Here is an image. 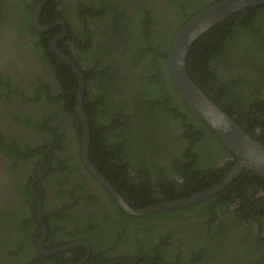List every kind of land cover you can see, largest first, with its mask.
Segmentation results:
<instances>
[{"label":"trees","instance_id":"16d2710c","mask_svg":"<svg viewBox=\"0 0 264 264\" xmlns=\"http://www.w3.org/2000/svg\"><path fill=\"white\" fill-rule=\"evenodd\" d=\"M4 1L0 0V23L5 16ZM41 1L31 0L24 13L27 24H32V33L43 37L34 25ZM222 1L225 0H184V3L171 0L166 12L169 15L172 10L176 11L175 22H165L156 30L157 19L152 9L143 6L135 16L128 17L111 0H101V12L97 16L103 27L98 36L101 40L110 36L120 45L119 60L110 61L101 46L90 48L89 39L86 42L83 36L78 37L81 49L92 53L86 59L74 58L86 79L84 107L92 132L91 160L136 209L179 201L209 190L223 181L237 162L234 154L182 99L168 60L180 29L197 13ZM189 8L194 11L190 13ZM57 17L63 16L50 2L43 9L41 20L46 24ZM50 34L38 44L37 51L47 50L43 58L53 68L58 90L50 93V86L42 83L43 90L37 91L34 100L45 101L56 109L50 117L38 122V127L54 138L57 150H62L65 136L61 134V125L56 123L60 116L58 110L65 115L66 123L72 125L79 121L75 112L79 83L73 70L50 52ZM187 69L209 99L264 145V6L238 12L203 34L188 53ZM77 130L82 142L83 130ZM59 159L63 165L52 164L47 179L57 171L61 175L70 171L71 166ZM47 160L48 153L42 155L34 178L41 175L40 170H46ZM68 180L64 176L59 179V187ZM40 184L35 190H39ZM82 187L68 190L73 200L71 208L79 204L80 197L76 193ZM111 202L121 222L131 228L141 224L183 222L194 216L195 222L200 221L207 228L204 236L195 231V247L188 251L174 253L168 247L172 237L161 234L160 239L150 245L140 243L137 250L154 262L143 258L134 264H264V178L253 171L244 170L223 191L177 210L132 216L112 198ZM38 206L37 202L33 203L35 214ZM65 216L67 214L61 215ZM34 217L31 223L38 226L37 245L42 227L37 214ZM46 223L50 237L55 238L60 231L67 234L65 241H54L63 242L61 246L76 242V235H82L79 239L85 238L80 231L75 235L60 225L53 227L49 220ZM89 243L93 250L91 264H113L111 257L99 260L102 254ZM58 246L49 243L48 247ZM85 253L81 247L74 248L52 256L51 260L56 264H77ZM68 254H72V258L65 260ZM136 259L139 256L133 260Z\"/></svg>","mask_w":264,"mask_h":264},{"label":"flooded vegetation","instance_id":"af4514ba","mask_svg":"<svg viewBox=\"0 0 264 264\" xmlns=\"http://www.w3.org/2000/svg\"><path fill=\"white\" fill-rule=\"evenodd\" d=\"M24 1L5 0L2 3L5 16L0 23V76L3 79L0 81L3 82L0 83V146L3 147L0 149V264H56L52 263V256L81 247L86 250V253L78 261L77 264H79L88 254L86 246L76 245L79 243L90 246L91 253L84 264H91L93 250L89 242L93 243L96 250L102 254L98 257L101 261L111 257L113 264H134L144 258L153 263V259L140 254L137 246L140 243L150 245L159 240L161 235L172 237L167 241L171 243L168 247L174 253H179L180 250L188 251L195 247V231L201 232V236L207 234V232L205 233L207 228L201 224L202 222H195V216L183 222L169 221L161 224L156 223L154 226L141 224L134 228H131L126 222H121V217L117 215L116 208L111 202V198L113 200L114 198L89 171L83 159L84 126L76 110L77 103L75 112L80 119L76 124L66 123L65 115L60 109L58 110L60 116L56 123L61 125V134L65 136L62 141L64 146L62 150H57V144L49 133L39 130L38 122L44 121L46 116L50 117V113L56 109L45 101L34 100L38 95L37 91L43 90L40 88L42 83L50 86V93L58 90L53 68L43 58L47 50L37 51L38 44L42 42L46 34L51 33L48 44L50 52L60 60L62 59L54 52L52 43L62 35L63 38L57 42V48L74 62V58L85 57L84 59H86L88 55L92 54L84 52L81 49V44H78L80 42L78 37L82 36L84 40L89 39L90 48L96 49V46H101L110 61L121 58L118 53L120 45L113 42L112 37L106 36L103 38L104 40H101L102 37L98 36L100 28L103 27L97 16L101 12V0H50L47 4L53 2V8H56L63 17L51 19L49 23L43 24L42 10L39 16L40 26L47 27L55 24L53 28L46 31L41 30L36 22L38 7L34 25L39 32L44 34L43 37H40L39 33H32L31 22L27 24L24 11L31 0ZM170 1L111 0L113 5L118 6L128 17L135 16L143 6L148 10L152 9L157 19L156 30H160L165 22L170 21L171 24L175 22L176 11L172 10L169 15L166 12L169 11L167 9ZM179 1L184 3V0ZM193 11V8H189L190 13ZM108 22L106 24H109ZM75 64L81 71L79 65L76 62ZM82 65L85 66L86 63L84 62ZM34 122L36 124L33 125ZM77 128L83 130L82 142L79 141ZM46 153H48V166L44 172L40 170V176L34 178L36 167L39 165L42 155L44 156ZM55 157L57 158L53 163ZM57 159L64 161V165L69 164L71 169L62 175L57 171L47 179L52 164L56 167L63 165ZM160 163L163 164V162ZM63 176L68 177L69 180L63 187H59V179H62ZM38 183H41L39 190H35ZM80 185L83 186V189L79 190L78 194L76 193L80 197L79 204L73 205L71 208L73 200L67 192ZM28 194L31 196L29 197ZM41 201L43 202L42 215L48 229L42 247L40 243L45 234V228L39 219ZM34 202L39 205L36 214L42 227V236L37 245H35V239L38 234L36 231L38 226L35 227L31 223V219H35L36 215L35 209L32 207ZM115 203L118 205L116 201ZM63 214H67V216L61 217ZM46 220H49L53 227L60 225L71 234L76 235L80 231L86 240L79 239L82 235L81 237L76 235V242L61 246L63 242L54 241H65L68 238L67 234L60 231L55 238L50 237V229ZM25 227L27 230H24ZM151 230L156 232L152 234ZM49 243L59 246L49 249ZM72 245L76 246L52 253ZM136 256H139V259L133 260ZM69 257L72 258V254L66 255L65 260Z\"/></svg>","mask_w":264,"mask_h":264},{"label":"water","instance_id":"95a60500","mask_svg":"<svg viewBox=\"0 0 264 264\" xmlns=\"http://www.w3.org/2000/svg\"><path fill=\"white\" fill-rule=\"evenodd\" d=\"M49 1L50 0H43L36 14V22L39 28L43 31L50 30L55 26V24H52L47 27H42L39 24L40 13ZM260 6H264V0H225L216 3L194 15L176 35L171 46L168 58L170 72L174 84L186 104L204 121L207 127L211 129L218 136L221 142L234 154L237 162L230 173L226 176V178L211 189L199 194H193L186 199L161 203L143 209H136L130 206L123 199L118 190L105 178L103 174H101V172L91 162V126L83 105L85 78L75 62L70 57L66 56L58 50L57 42L63 38V35L57 38L52 43L54 52L72 68L79 81V93L76 110L79 113L84 126L83 159L85 161V164L89 171L110 192L114 200L126 213L132 216H146L158 212L190 207L201 201L209 199L215 194L226 189L239 177V175L244 170L253 171L264 178V145L254 139L251 135H249L235 120H233L211 99H209L207 95L199 88V86L192 80L187 69L188 53L192 45L203 34L238 12ZM42 210L43 202L41 201V206L39 209V219L45 228V234L40 243L41 247L48 231L42 215ZM76 245H83L88 249L86 258L81 263H79L84 264L90 256V246L85 243H79ZM76 245H72L58 251H53L52 253L70 249L71 247H74Z\"/></svg>","mask_w":264,"mask_h":264}]
</instances>
